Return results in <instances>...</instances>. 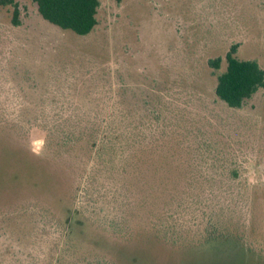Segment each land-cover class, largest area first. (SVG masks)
I'll list each match as a JSON object with an SVG mask.
<instances>
[{"label":"rangeland","instance_id":"obj_1","mask_svg":"<svg viewBox=\"0 0 264 264\" xmlns=\"http://www.w3.org/2000/svg\"><path fill=\"white\" fill-rule=\"evenodd\" d=\"M100 1L84 37L33 0L18 26L0 7V264H48L66 206L100 254L80 264H232L158 244L213 225L264 249V89L241 109L215 94L233 44L264 69V0ZM106 120L143 132L110 172L86 128Z\"/></svg>","mask_w":264,"mask_h":264},{"label":"trees","instance_id":"obj_2","mask_svg":"<svg viewBox=\"0 0 264 264\" xmlns=\"http://www.w3.org/2000/svg\"><path fill=\"white\" fill-rule=\"evenodd\" d=\"M33 2L45 21L63 31L84 37L91 34L98 25L100 0H33ZM0 7H14L13 24L16 26L20 24L15 0H0ZM238 52L239 45L235 43L226 54L225 70L217 74L215 88L216 96L231 109L243 108L248 100L264 89V69L256 60L239 59ZM222 61V58H217L210 63L220 70ZM115 123L112 120H106L90 123L86 127L90 133L89 149L94 154L93 170L103 167L110 172L119 165L122 166L127 156V161H130V155L136 157L139 153L132 154L130 151L135 149L142 140L139 136V132L143 133L142 130L133 128L126 131L130 135L125 136L122 134V129ZM150 133L153 135L152 132ZM125 139L128 143L124 147ZM78 211L73 213L72 206L65 207L66 216L58 220L54 248L50 256L52 258L48 264H80L87 262L90 256H100L93 252L98 248L91 249L89 245H85L77 233L79 224L74 217ZM158 241L161 247L165 246L176 252L194 247L209 251L220 249L223 251L222 257L232 264H264L263 248L255 246L242 232L219 225L206 227L198 237L195 236L189 241L188 239L179 242Z\"/></svg>","mask_w":264,"mask_h":264}]
</instances>
